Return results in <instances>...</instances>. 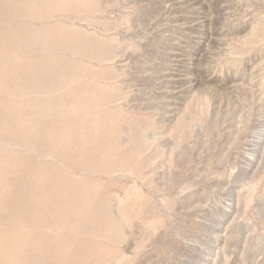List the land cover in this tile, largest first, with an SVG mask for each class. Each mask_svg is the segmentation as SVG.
Segmentation results:
<instances>
[{
    "label": "rangeland",
    "instance_id": "1",
    "mask_svg": "<svg viewBox=\"0 0 264 264\" xmlns=\"http://www.w3.org/2000/svg\"><path fill=\"white\" fill-rule=\"evenodd\" d=\"M0 264H264V0H0Z\"/></svg>",
    "mask_w": 264,
    "mask_h": 264
}]
</instances>
